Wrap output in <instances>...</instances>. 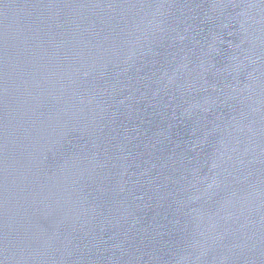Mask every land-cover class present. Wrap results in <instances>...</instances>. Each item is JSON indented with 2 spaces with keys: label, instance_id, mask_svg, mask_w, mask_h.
<instances>
[{
  "label": "water",
  "instance_id": "1",
  "mask_svg": "<svg viewBox=\"0 0 264 264\" xmlns=\"http://www.w3.org/2000/svg\"><path fill=\"white\" fill-rule=\"evenodd\" d=\"M0 264H264V0H0Z\"/></svg>",
  "mask_w": 264,
  "mask_h": 264
}]
</instances>
